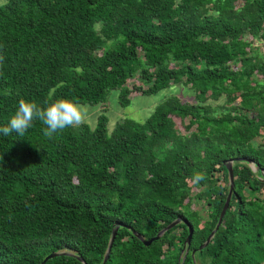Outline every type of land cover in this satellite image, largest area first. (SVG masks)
Wrapping results in <instances>:
<instances>
[{"label": "trees", "instance_id": "1", "mask_svg": "<svg viewBox=\"0 0 264 264\" xmlns=\"http://www.w3.org/2000/svg\"><path fill=\"white\" fill-rule=\"evenodd\" d=\"M3 1L0 127L20 100L101 108L94 128L0 134V264H101L117 225L104 264H264V0ZM174 84L192 100L108 130L110 92L122 108ZM230 158L250 162L232 163L197 250ZM176 218L182 262L183 221L147 246L122 226L149 239Z\"/></svg>", "mask_w": 264, "mask_h": 264}, {"label": "clouds", "instance_id": "2", "mask_svg": "<svg viewBox=\"0 0 264 264\" xmlns=\"http://www.w3.org/2000/svg\"><path fill=\"white\" fill-rule=\"evenodd\" d=\"M2 60L3 56H0V61ZM34 120L42 121L45 125L44 136L52 138L65 128L81 125L84 114L79 105L66 100H58L46 108H41L34 102L20 100L7 125L0 127V134L9 136L16 133L22 137L32 127ZM196 179L199 180L201 177L197 175Z\"/></svg>", "mask_w": 264, "mask_h": 264}, {"label": "rangeland", "instance_id": "3", "mask_svg": "<svg viewBox=\"0 0 264 264\" xmlns=\"http://www.w3.org/2000/svg\"><path fill=\"white\" fill-rule=\"evenodd\" d=\"M0 0V5L3 3ZM169 96H176L185 101H191L193 98V92L182 84H174L167 89L161 90L151 96H134L130 100V104L127 107H120L116 103V92L112 91L108 94L104 103L106 108L107 128L112 129L117 121L123 119H131L136 122H143L153 111L154 107L162 102ZM84 114L83 123L87 124L90 128H94L98 115L100 114L101 105L96 106H81L79 105ZM259 139L253 141V144L259 143Z\"/></svg>", "mask_w": 264, "mask_h": 264}, {"label": "water", "instance_id": "4", "mask_svg": "<svg viewBox=\"0 0 264 264\" xmlns=\"http://www.w3.org/2000/svg\"><path fill=\"white\" fill-rule=\"evenodd\" d=\"M238 161H245V162H250L248 159L246 158H230V159H226L225 161L222 162L224 168L226 169V172H227V177H228V191H227V194H226V197H225V200L223 202V205H222V208L220 210V213H219V216H218V219L216 221V224L214 226V228L211 230V232L208 234V236L206 237V239L204 240V242L202 244H200L198 247H197V250H201L202 248H204L210 241V239L212 238V236L214 235L215 231L217 230L219 224H220V221L228 207V203H229V200H230V196L232 194V189H233V178H232V163L234 162H238ZM250 167L251 169L253 170V166L252 164H250ZM183 223L186 225V228H187V235L184 239V243H183V248L184 250L182 251L183 252V255L180 259V262H182L184 260V257L185 255L187 254V251H188V246H189V241H190V237H191V234H192V230L190 228V226L188 225V223L185 221V220H182ZM180 218H176L175 220H173L172 222H170L168 225H166L164 228L160 229L153 237L149 238V239H144L143 237H141L138 233H136L135 231H133L131 228H129L128 226H125V225H122L123 227H125L126 229H130L131 232L133 233V235L144 245V246H147L149 245L151 242L159 239L163 233H165L167 230H169L170 228H172L173 226L177 225L178 223L182 222ZM118 228V225L115 226L112 231H111V235H110V238H109V241H108V245L106 247V251H105V254L103 256V259H102V262L101 264H104V262L106 261L107 259V256H108V253L110 251V248H111V244H112V241H113V238H114V235H115V232ZM60 254H66V253H58V252H52V253H49L41 262V264H44L45 261H47L48 259H51L55 256H58ZM193 254H194V250H191L190 251V256L193 257Z\"/></svg>", "mask_w": 264, "mask_h": 264}]
</instances>
